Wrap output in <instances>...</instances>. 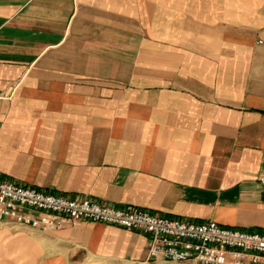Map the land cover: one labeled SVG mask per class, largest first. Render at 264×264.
I'll use <instances>...</instances> for the list:
<instances>
[{
    "label": "crops",
    "instance_id": "obj_1",
    "mask_svg": "<svg viewBox=\"0 0 264 264\" xmlns=\"http://www.w3.org/2000/svg\"><path fill=\"white\" fill-rule=\"evenodd\" d=\"M263 177L264 0H0L1 179L264 231ZM148 251L0 222V264L172 263Z\"/></svg>",
    "mask_w": 264,
    "mask_h": 264
},
{
    "label": "built area",
    "instance_id": "obj_2",
    "mask_svg": "<svg viewBox=\"0 0 264 264\" xmlns=\"http://www.w3.org/2000/svg\"><path fill=\"white\" fill-rule=\"evenodd\" d=\"M260 183L264 188V177ZM2 221L42 231H56L81 221L138 231L148 238V260L154 261L264 264V231L80 201L0 178Z\"/></svg>",
    "mask_w": 264,
    "mask_h": 264
},
{
    "label": "rangeland",
    "instance_id": "obj_3",
    "mask_svg": "<svg viewBox=\"0 0 264 264\" xmlns=\"http://www.w3.org/2000/svg\"><path fill=\"white\" fill-rule=\"evenodd\" d=\"M135 28V24L130 23V49H135L136 48V38L134 34H131V30H133ZM133 35V36H132ZM51 234V233H50ZM50 234H48L49 236V240L50 242L54 243L57 241L56 237L51 236ZM119 259L117 257H113L111 258V260H109L108 262H106L105 264H132V263H122L120 262ZM169 264H196V263H169Z\"/></svg>",
    "mask_w": 264,
    "mask_h": 264
}]
</instances>
